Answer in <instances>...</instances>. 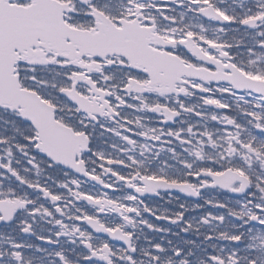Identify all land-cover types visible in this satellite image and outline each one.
Instances as JSON below:
<instances>
[{"label": "snow or ice", "instance_id": "6c2138e0", "mask_svg": "<svg viewBox=\"0 0 264 264\" xmlns=\"http://www.w3.org/2000/svg\"><path fill=\"white\" fill-rule=\"evenodd\" d=\"M0 264H264V0H0Z\"/></svg>", "mask_w": 264, "mask_h": 264}]
</instances>
